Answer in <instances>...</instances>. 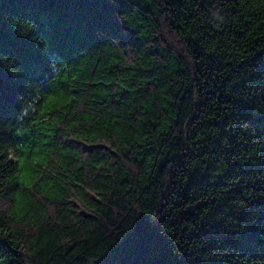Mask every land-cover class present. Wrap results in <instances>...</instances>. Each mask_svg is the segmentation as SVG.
<instances>
[{
	"label": "trees",
	"instance_id": "16d2710c",
	"mask_svg": "<svg viewBox=\"0 0 264 264\" xmlns=\"http://www.w3.org/2000/svg\"><path fill=\"white\" fill-rule=\"evenodd\" d=\"M6 3L16 16L5 18L38 49L26 17L43 31L39 17L55 11L49 39L64 53L48 91L29 81L21 93L39 97L36 110L13 114L46 57L0 21V51L23 69L3 58L15 77L0 75V200L10 205L0 227L15 218L9 235L27 234L32 264H118L145 239L152 264H204L176 261L151 227L179 251L215 248L220 236L237 246L230 235L257 208L264 224V117L251 115L264 110L259 10L241 13L240 0ZM69 19L78 26L67 35ZM244 239L264 245L251 226Z\"/></svg>",
	"mask_w": 264,
	"mask_h": 264
},
{
	"label": "clouds",
	"instance_id": "9594fccd",
	"mask_svg": "<svg viewBox=\"0 0 264 264\" xmlns=\"http://www.w3.org/2000/svg\"><path fill=\"white\" fill-rule=\"evenodd\" d=\"M94 2L95 0H88L89 5ZM107 3L111 5H116L117 0H107ZM11 7L12 6L9 3L0 6V21L7 25L10 33L22 39H26L27 42L31 44L35 50L39 51L46 57V64L40 73L39 79H27L24 82L22 90L18 92L15 98V103L17 107L16 111L13 114L28 116L29 109H32L33 111L36 110L34 107L35 99H39V97H36L35 99H28L27 97H25L24 99H22L21 93L23 92L25 85L29 81H35L43 88L45 92L48 91L46 82L50 77L56 75V66L60 63V57L63 56L64 53L62 50L54 48L49 39V30L51 27L55 26V11L49 12L47 15H42L39 17V20L42 24H47V27L43 31H37V21L35 19H32L31 16L26 17V19H31L34 22V33L38 35L42 41V47L38 49L36 45L33 44L28 38L19 36L14 30L12 23L5 18L6 15L16 16V14H14L10 10ZM238 7L240 8L241 13H251L259 10L261 22H264V2L254 6L251 3H247L246 0H240ZM123 12L124 10L117 11L114 13L116 20L119 22L120 26V16ZM77 26L78 25H74L73 21L69 19L68 23L61 25L60 28L62 31H66L67 35H69V33H75ZM102 31L104 30L101 28H96L94 36H96ZM9 56L10 53L8 51H0V75L6 73L8 76L15 77L14 75L4 71L3 58L7 57L9 60H14L15 66L19 68L21 72L23 71V69L17 65V62L14 57L10 59ZM260 66L261 62L257 64L255 71L258 74L259 81L264 82V73L258 72ZM25 103H27L26 107L23 106ZM251 115L253 117H264V110L257 112L254 109H251ZM4 118L6 117L0 115V120H3ZM0 204L3 205V208L0 209V215H10V213H8V208L10 207V205H8L7 201L0 200ZM15 211V209H12L13 213ZM255 212L257 215L253 221H251L247 226H238L236 229L233 230L232 234L230 235L231 239L236 242L237 246H234L233 243L230 242L226 243L223 237L220 236V238H217V247L215 248H208L207 245L209 244V241L205 240L202 246H200L198 249H185L181 245L180 250L178 251L174 245L169 243L167 237L162 233L159 227L154 228L150 225L149 226L153 230H155L159 234V236L164 240L168 250L171 252L172 256L176 258V261H192L196 258H199L202 262H204V264H208V262H213V264H264V245L260 244L257 240H241V234L247 233L250 226L255 229L259 239L264 240V224L259 223V209L257 208ZM12 222H16L15 218L11 222L5 219L4 225H6L7 227H0V264H32V260L30 258L33 257L35 249L31 248V245L27 242V234L23 233L21 229L17 228L16 231L12 232V235H9V230L11 228ZM18 232L21 233L19 237L17 236ZM10 241V246L16 247L17 253L10 252ZM145 244H147L146 239L139 244V255L134 259H128L123 254L116 256L118 264H152L154 259L153 257L140 255L141 249ZM203 249L206 250L202 251ZM18 253H24V255L19 256L17 261L14 260L13 257L17 256ZM185 253H190L191 255H185ZM106 257L110 256L108 255Z\"/></svg>",
	"mask_w": 264,
	"mask_h": 264
},
{
	"label": "rangeland",
	"instance_id": "374dc122",
	"mask_svg": "<svg viewBox=\"0 0 264 264\" xmlns=\"http://www.w3.org/2000/svg\"><path fill=\"white\" fill-rule=\"evenodd\" d=\"M261 182H262V184L264 185V178L262 179V181H261Z\"/></svg>",
	"mask_w": 264,
	"mask_h": 264
}]
</instances>
